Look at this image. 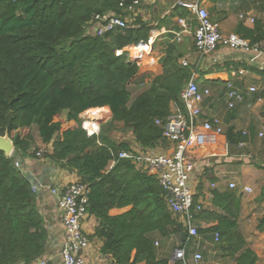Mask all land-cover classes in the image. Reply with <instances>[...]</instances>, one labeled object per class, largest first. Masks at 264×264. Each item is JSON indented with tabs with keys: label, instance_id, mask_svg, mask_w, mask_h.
I'll return each instance as SVG.
<instances>
[{
	"label": "trees",
	"instance_id": "16d2710c",
	"mask_svg": "<svg viewBox=\"0 0 264 264\" xmlns=\"http://www.w3.org/2000/svg\"><path fill=\"white\" fill-rule=\"evenodd\" d=\"M121 1L0 0V136L9 132L15 144L12 157L0 152V264H33L46 250L48 232L37 193L16 166L18 157L37 158L36 149L31 150L33 129L43 146L52 145L44 158L76 172L88 186V213L100 223L95 236L103 239L102 252L114 264H169L168 258H158L152 235L170 239L179 234L180 245L188 239L158 179L137 171L131 161L118 160L132 148L115 133L121 125L143 151L167 143L164 124L174 107L185 111L182 92L195 71L179 62L183 55L174 35L156 64L132 61L126 49L151 36L141 21L140 27L102 37L87 32L95 15L121 14ZM238 34L252 43L264 41V20H255L252 29L241 25ZM252 71L264 79V70ZM133 88L140 90L134 96ZM257 96L264 99V89ZM103 107L111 111V120L99 138L88 137L80 117ZM24 129L29 130L25 136L20 133ZM249 137L234 128L227 132L231 147L250 142ZM213 195L216 210L207 217L218 224L199 233L218 232L223 250L236 264H257L238 224L240 196L216 190ZM127 207L131 209L122 215L110 214ZM258 230L264 232V215Z\"/></svg>",
	"mask_w": 264,
	"mask_h": 264
},
{
	"label": "crops",
	"instance_id": "0c3cea01",
	"mask_svg": "<svg viewBox=\"0 0 264 264\" xmlns=\"http://www.w3.org/2000/svg\"><path fill=\"white\" fill-rule=\"evenodd\" d=\"M198 1L208 10L212 21L220 25L223 34H238L241 25L252 29L254 24L248 21V18L264 20V0H220L216 3L208 0H143L134 12H123V14L129 21H132L130 24L133 27H140L139 21L150 27L151 36L155 38L152 52L140 55V65H152L159 62L165 55L168 41L171 43L173 40L172 35L176 38L177 34L182 33L179 21L186 20L190 24V31L183 35L182 42H177L180 45L178 52L183 55L179 62L188 59L197 73L196 77L200 85L211 90L212 97L202 105L203 121L214 116L219 117L224 129L221 135L209 134L202 129L198 130L197 145L189 152L193 162L198 163L191 179L195 201L205 204L204 211H206L204 217L201 216L195 220V225L198 229L207 230L218 224V221L207 217L210 211L216 210L212 204L214 190L236 192V195L240 196L241 208L238 218L240 230L247 247L256 252L257 264H264V232L258 230L259 221L264 215V161L261 163L258 160L259 155L264 154V143L261 145L260 140L257 139V133L264 127V99L257 96L264 89V79L252 71L253 69L264 70V53L258 60L251 62L249 55L219 48L215 53L198 60L193 34L197 22L194 16L190 15L189 10L179 5V2L195 3ZM241 15L247 19H241ZM126 51L128 52V48ZM131 53L135 56L132 48L128 52L129 57ZM130 59L133 61L132 57ZM240 70L245 73L241 75ZM230 82L244 93V101L237 103L233 110L228 109L227 105V84ZM251 87L257 88V93H251L249 91ZM230 128H234L235 132L243 134L246 132L248 135H244L250 136V142L246 143L248 153L242 156L254 158L252 164L250 161L241 164V156L234 152L236 151L234 146L231 147L228 144L227 132ZM24 131L27 132L23 136L29 132L28 129ZM32 135H35L32 151L49 147L51 152L52 145L43 146L35 129ZM254 140L257 143L252 144ZM131 148L136 152L148 151H143L138 144ZM152 150L154 153H159L162 149L158 147ZM168 151L169 147L165 149V152ZM18 159L26 174L31 173L34 178H41L43 182L37 196L39 210L48 232V241L45 253L33 264H64L62 252L66 241V229L63 223L64 214L60 208V192L69 184L79 182L80 178L76 172L65 170L60 164H55L46 158L40 159L25 155ZM115 165L116 163L111 162L109 169H113ZM232 182L238 185L237 189H230L229 185ZM247 186L253 189L251 194L243 193V189ZM53 190H57L58 193L55 194ZM254 193L256 195L250 197ZM130 209L131 207L113 209L110 214L118 216ZM99 225V220L89 213L82 219L83 231L90 241V246L84 253L85 260L87 264H114L112 257L102 252L103 239L95 236ZM152 237L157 241L155 245L158 258H168L169 264H172V254L181 244L182 236L178 234L170 239H164L155 233ZM196 253L203 256L200 262L194 261ZM134 256L135 253L132 259ZM188 260L189 264H236L234 258L225 253L220 242L215 241L214 232L199 233V238L193 240L188 248ZM137 264H146V262Z\"/></svg>",
	"mask_w": 264,
	"mask_h": 264
},
{
	"label": "built area",
	"instance_id": "2783aa9c",
	"mask_svg": "<svg viewBox=\"0 0 264 264\" xmlns=\"http://www.w3.org/2000/svg\"><path fill=\"white\" fill-rule=\"evenodd\" d=\"M16 2L17 0H12ZM143 0H122L120 3L121 14L110 12L107 14H97L92 19L87 32L97 36H104L117 29H127L132 21L124 16L123 12L132 13L142 3ZM179 5L194 16L197 22L194 30V45L198 55V60L209 56L219 48H226L250 56L251 62L258 60L264 53V41L252 43L237 33L223 34L220 25L212 21L210 14L200 1L195 3L179 2ZM264 7V3H263ZM264 14V12H263ZM241 19H247L241 15ZM248 21L255 23V18H248ZM182 33L176 35V41L182 42V37L190 31V24L186 20L179 21ZM155 38L150 36L147 41H142L136 46L128 47V52L132 48L135 56L131 53L133 61L140 66V55L143 52H152ZM143 48V51L140 49ZM184 67L190 66L188 59L181 60ZM241 75L245 71L240 70ZM194 72L190 81L182 92V99L185 104V111L174 107L173 114L164 124L163 138L168 143L169 151L157 153L153 150L146 152H136L134 149L123 151L118 155V160L131 161L136 169L142 173L152 175L159 181L165 192L166 202L169 210L183 224L188 234V239L184 245L175 248L171 262L172 264H189L188 248L193 240L199 238V229L195 225V220L204 210L203 203L195 201V193L191 186V179L198 167L197 162H193L189 152L198 142V130L202 129L209 134L221 135L224 133L222 120L219 117H212L204 120L203 103L212 97L208 87L200 85ZM227 105L228 109H235L237 103L244 101V93L237 89L233 83H228ZM251 93H257V88L251 87ZM104 108V107H103ZM100 108L89 109L81 116L83 117L82 128L88 137L99 138L102 123L110 118V112L106 115L95 113ZM100 115V116H98ZM156 123L161 125V121ZM245 135L248 133L244 132ZM257 139L264 143V127L257 133ZM246 143H240L243 148ZM49 147L37 152V157L44 158L49 152ZM116 159L112 163H116ZM16 166L20 167V161H16ZM230 189L235 190L238 185L230 183ZM56 194L57 190H53ZM253 189L245 187L244 194H251ZM89 188L79 182L69 184L60 192V208L63 211V223L66 229V241L63 246L64 264H87L84 253L90 246V241L85 235L82 227V219L88 214ZM215 241L220 242V234L215 233ZM203 256L200 253L194 255V261L200 262Z\"/></svg>",
	"mask_w": 264,
	"mask_h": 264
},
{
	"label": "rangeland",
	"instance_id": "374dc122",
	"mask_svg": "<svg viewBox=\"0 0 264 264\" xmlns=\"http://www.w3.org/2000/svg\"><path fill=\"white\" fill-rule=\"evenodd\" d=\"M130 26H132V24H130ZM145 65H146V64H145ZM137 90H138V89H136V88H133V89L131 90L133 96H134V94L137 93ZM111 117H112V115H111V113H110V118H109V119H106V120L102 123V125H101V129H102V126H103V125H105L106 123H108V122L111 120ZM80 118H81V120L83 121V117L81 116ZM119 127H120V130H119L118 132L115 133V137H116V139H117L118 141H126V142H129L131 147H136V146H137V143H136V141H135L134 136L132 135V133H131V132H125L124 129H123V127H122L121 125H120ZM25 132H27V131H24V130L20 131V133H21L22 135L25 134ZM26 134H27V133H26ZM255 143H257V141L254 140L252 144H255ZM260 143H261V145H263V142L260 141ZM160 147H161L162 150H160L159 153L165 152V149L168 148V144H167V143H164V144H162ZM41 149H42V148H37V149L35 150V156H36V157H37V152H39ZM234 149H236V151H234V150H233V151L236 152V153H238L239 156H241V160H242V161H241V164H245L246 161H250V164L253 163L252 161H254V158L252 159V158L247 157V156H242V155H245V154L248 153V147H247V146H245V147H243V148H240V147H234ZM37 158H38V157H37ZM247 158H248V159H247ZM258 160H259L261 163H263V161H264V154H263L262 156L259 155ZM256 163H257V162H256ZM257 165H258V164H257ZM255 195H256V193L250 195V197H254ZM196 202H197V201H196ZM204 206H205V204H204Z\"/></svg>",
	"mask_w": 264,
	"mask_h": 264
},
{
	"label": "water",
	"instance_id": "95a60500",
	"mask_svg": "<svg viewBox=\"0 0 264 264\" xmlns=\"http://www.w3.org/2000/svg\"><path fill=\"white\" fill-rule=\"evenodd\" d=\"M0 152H3L6 157L10 158L14 155L15 152V144L13 139L11 138L9 132H6L4 136H0ZM20 161V159H18ZM44 172H47L44 170ZM47 174V173H45ZM26 177L35 190L36 193L40 192L41 187L43 186V182L41 178H34L31 173H27Z\"/></svg>",
	"mask_w": 264,
	"mask_h": 264
},
{
	"label": "bare ground",
	"instance_id": "6f19581e",
	"mask_svg": "<svg viewBox=\"0 0 264 264\" xmlns=\"http://www.w3.org/2000/svg\"><path fill=\"white\" fill-rule=\"evenodd\" d=\"M143 51V48H141L140 49V51ZM144 53V52H143ZM139 55H141V54H139ZM144 55H146V54H144ZM143 55V56H144ZM93 112H95V113H99L100 115H106V114H108L109 112H110V110L108 109V108H100V109H98V110H96V111H93ZM100 115H98V116H100Z\"/></svg>",
	"mask_w": 264,
	"mask_h": 264
}]
</instances>
